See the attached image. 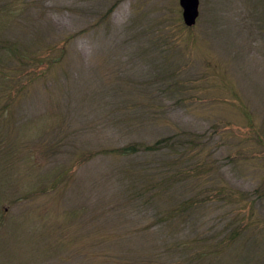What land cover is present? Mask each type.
<instances>
[{
    "label": "rangeland",
    "instance_id": "rangeland-1",
    "mask_svg": "<svg viewBox=\"0 0 264 264\" xmlns=\"http://www.w3.org/2000/svg\"><path fill=\"white\" fill-rule=\"evenodd\" d=\"M254 133L264 0H199L192 27L178 0H0V264H127L141 247L264 264V226L242 231L224 190L259 183Z\"/></svg>",
    "mask_w": 264,
    "mask_h": 264
},
{
    "label": "trees",
    "instance_id": "trees-1",
    "mask_svg": "<svg viewBox=\"0 0 264 264\" xmlns=\"http://www.w3.org/2000/svg\"><path fill=\"white\" fill-rule=\"evenodd\" d=\"M111 11H112V8H110V10L107 12V14H109ZM67 41L70 42L69 37L64 38L62 40L61 44L64 46L67 43ZM13 52H14L13 53L14 59H17V57L22 58L23 55L21 54V52H19V50L14 49ZM26 57H28V56H26ZM26 57H25V59H27ZM62 59H63V57H62ZM62 59H61V61H62ZM61 61H60L59 56L57 57V56L51 55V56H47V58L44 57L43 63L40 66L41 70H39L37 73H35L34 76L29 77L28 82H25L24 84H22L20 86L22 88V90L24 89V93L29 91V88L32 87L35 82H36L35 84H40V82H41L42 85H45L47 82V75L53 69L57 70L60 66L59 64L61 63ZM15 66L16 65L11 64L10 66H8V68L15 67ZM40 68H38V69H40ZM12 71L18 72L16 70V67L13 68ZM12 80H14V77H12ZM17 84H18V82L14 81L13 87H16ZM20 91H21V89H20ZM255 136L256 137L254 139L252 138V140L254 141V143L257 146H259V147L261 146L263 148V150H262L263 154H261V156L258 155V157H257L258 161L256 163H257V165L264 168V139L257 133L255 134ZM150 147H152V146H150ZM135 149H136V147H134V146L133 147L132 146H122L120 148H114V153H118L121 155H127V154H130L131 152H134ZM243 159H245V158H243ZM244 161H246V159ZM258 180H259V183L251 191H241V190H236V189L231 188V187L224 188L225 192L227 193L226 195L229 196L231 199H235V197H236L237 200L235 199V202L238 201V204L240 205L239 206V212L242 213V216H241L242 224L240 225V226H242V228L241 227L240 228L242 229V231L248 232V229L252 228L253 224H256L257 227L258 226H264V222H263L264 220H262L263 219L262 216L264 214V173L261 175V177ZM255 220H256V222L254 223ZM238 232L239 231H235L231 235L226 237L224 240H222L219 243L220 246L218 247V249L219 250L221 248L223 249V247L225 245L233 242L234 238L236 239ZM242 241L243 240H240L239 244H242ZM225 249H227V248H225ZM132 251H134V256H133L134 260L128 256L126 261H124V259H118L119 262H121V263L127 262V264H149V263L155 264L154 261L149 262L147 260V255L149 254V248L148 249H145L144 247L135 248ZM191 251H193V250H191ZM196 252H197V254L194 255V253H196ZM194 253L192 255V252H189L188 254L191 258L190 261H188V259H186V260H184V262L182 264H192L194 261H196L197 258H200L202 255L207 257L210 254V253L206 254V252L203 248H200V250H196Z\"/></svg>",
    "mask_w": 264,
    "mask_h": 264
},
{
    "label": "water",
    "instance_id": "water-1",
    "mask_svg": "<svg viewBox=\"0 0 264 264\" xmlns=\"http://www.w3.org/2000/svg\"><path fill=\"white\" fill-rule=\"evenodd\" d=\"M178 2L184 25L193 26L199 14V0H178Z\"/></svg>",
    "mask_w": 264,
    "mask_h": 264
}]
</instances>
